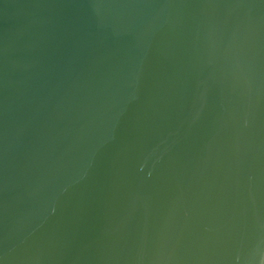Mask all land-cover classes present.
<instances>
[{"label":"water","instance_id":"water-1","mask_svg":"<svg viewBox=\"0 0 264 264\" xmlns=\"http://www.w3.org/2000/svg\"><path fill=\"white\" fill-rule=\"evenodd\" d=\"M0 264H264V0H0Z\"/></svg>","mask_w":264,"mask_h":264}]
</instances>
